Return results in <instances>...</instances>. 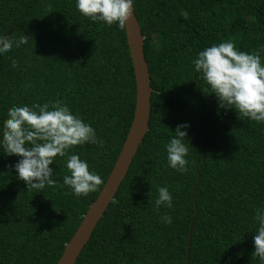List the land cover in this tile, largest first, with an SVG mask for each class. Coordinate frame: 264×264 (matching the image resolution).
<instances>
[{
  "label": "trees",
  "instance_id": "trees-1",
  "mask_svg": "<svg viewBox=\"0 0 264 264\" xmlns=\"http://www.w3.org/2000/svg\"><path fill=\"white\" fill-rule=\"evenodd\" d=\"M133 11L151 79L148 130L75 264H185L198 176L188 264H257L252 217L264 206V124L218 108L191 60L230 40L240 51L259 49L264 62V0H134ZM0 34L29 40L0 56V127L13 107L60 100L102 141L71 150L103 181L79 198L62 186L66 158L49 166L60 183L34 193L16 178L18 157L0 153V264H56L133 117L124 29L88 20L75 0H0ZM185 123L188 171L180 174L167 167L164 145ZM158 186L168 188L172 208H154Z\"/></svg>",
  "mask_w": 264,
  "mask_h": 264
},
{
  "label": "clouds",
  "instance_id": "clouds-1",
  "mask_svg": "<svg viewBox=\"0 0 264 264\" xmlns=\"http://www.w3.org/2000/svg\"><path fill=\"white\" fill-rule=\"evenodd\" d=\"M133 4L134 0H75V9L92 22L123 30L131 18ZM28 44L24 35L13 38L0 34V56ZM9 60L10 67L16 69V60L12 57ZM191 64L208 94L215 97L218 108L234 111L240 120L264 124V62L259 49L240 51L230 40L213 43L198 51ZM187 128L186 123L177 125L164 145L167 167L180 174L188 171ZM84 144L102 147L92 126L60 100L13 107L0 127V153L18 157L13 165L16 178L34 193L60 183L49 167L56 157L66 158L64 167L68 174L62 176V186L68 187L77 198L96 192L103 183L101 177L71 151L74 146ZM172 199L166 186H158L153 206L170 209ZM252 219L255 221L252 258L257 264H264V206L254 209ZM160 220L166 226L172 223L169 215H161Z\"/></svg>",
  "mask_w": 264,
  "mask_h": 264
},
{
  "label": "water",
  "instance_id": "water-1",
  "mask_svg": "<svg viewBox=\"0 0 264 264\" xmlns=\"http://www.w3.org/2000/svg\"><path fill=\"white\" fill-rule=\"evenodd\" d=\"M124 34L135 81V105L133 117L120 152L114 162L113 168L111 169L98 196L90 203L75 232L71 236L70 240L65 244L56 264L76 263L81 250L90 239L95 226L117 193L121 182L124 180L128 172L133 157L137 152L138 146L148 130L150 97L152 93L151 79L148 64L144 55V37L141 34V29L139 27L138 20L134 15V11H132L131 18L126 22ZM198 182L199 176L193 190L195 214L190 224L185 264L189 263V245L192 227L197 218L195 192L197 190Z\"/></svg>",
  "mask_w": 264,
  "mask_h": 264
}]
</instances>
